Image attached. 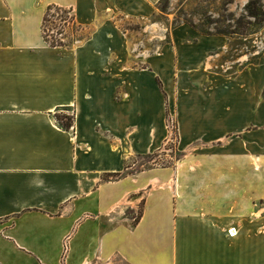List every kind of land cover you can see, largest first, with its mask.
Returning a JSON list of instances; mask_svg holds the SVG:
<instances>
[{
	"label": "crops",
	"instance_id": "crops-1",
	"mask_svg": "<svg viewBox=\"0 0 264 264\" xmlns=\"http://www.w3.org/2000/svg\"><path fill=\"white\" fill-rule=\"evenodd\" d=\"M160 1L0 0V264H264V135H239L264 128V52L230 80L187 70L169 91L187 154L129 173L167 136L158 75L132 52L139 30L116 19L142 35ZM49 6L90 36L51 47ZM193 48H177L188 68ZM141 202L134 225L125 209Z\"/></svg>",
	"mask_w": 264,
	"mask_h": 264
},
{
	"label": "rangeland",
	"instance_id": "rangeland-1",
	"mask_svg": "<svg viewBox=\"0 0 264 264\" xmlns=\"http://www.w3.org/2000/svg\"><path fill=\"white\" fill-rule=\"evenodd\" d=\"M251 1L254 0H161L156 6L154 15L143 19L146 30L142 31V35L139 34L142 30L141 24H131L123 19H116L123 30H139L134 33L141 37L139 48H134L132 52L142 57L143 62H140L142 68L155 70V74L158 75L157 82L162 93L163 127L167 136L161 149L154 154L131 158L129 161L131 175L153 168L174 167L187 154L179 147L180 129L176 100L169 99V91L176 95L177 84L187 75V70H191L190 75L199 77L198 80L210 81L216 80L221 74V69H224V75L230 80L248 64L262 62L264 24L249 26L246 28V35L232 34L239 21L255 23L247 13V5ZM256 1L259 2V9L264 12V0ZM72 15L75 16L73 12ZM62 16L65 15L56 11L51 13L47 25L51 42H62L70 47L80 37L85 39L90 36L91 31L82 32L81 28L77 27L79 25L76 20L77 26L70 18H68L69 23H66ZM219 33L227 35H219ZM177 48L182 54L187 53L186 57H191L190 50L189 52L186 50L193 48L200 61L198 60L193 68H188L185 59L177 55ZM67 117L72 119V116ZM250 120L256 122V119ZM249 131L254 137L259 138L264 135V128L254 126L239 135L243 137ZM191 149L190 152L193 151ZM143 205L144 203L141 202L134 210L125 209L126 217L134 225L137 224L136 219L143 214ZM258 209V217L261 219L264 217L261 212H264V201L259 204ZM260 225L259 223V231L263 228ZM102 264L127 263L119 257H114L109 263Z\"/></svg>",
	"mask_w": 264,
	"mask_h": 264
},
{
	"label": "trees",
	"instance_id": "trees-1",
	"mask_svg": "<svg viewBox=\"0 0 264 264\" xmlns=\"http://www.w3.org/2000/svg\"><path fill=\"white\" fill-rule=\"evenodd\" d=\"M53 11H56L58 13H63L65 15V16H62L63 17V21H65L66 23H69L68 22V18H70L72 23H74L75 26H77V24L75 22V16L72 15L73 11L71 9H64V8H61V7H58V6H49L48 9H47V12L45 14V17H44V20H43V26H42L44 39L51 47H69V45L63 44L62 42H56V41L51 42L49 40V35H48V32H47V25L50 22L49 18H50L51 13ZM247 13H248V16L250 18L255 20V23H245L243 21H239L237 23L236 30L232 34H235V35H246V33H247L246 28H248L249 26H257V25L264 24V12H262L259 9V2L258 1H256V0L251 1L247 5ZM69 15L71 17H69ZM77 27L80 28V26H77ZM202 35H203V33H202ZM206 35H209V34H206ZM219 35H224L225 36L227 34L219 33ZM82 40H84V39L82 37H80L78 40H75V41L78 42V41H82ZM76 42H74V43H76ZM63 125H64L63 127H64L65 130L70 131L72 129V127H73V119H70L69 117H65ZM119 177L120 176H114V179L115 178L117 179ZM142 216H143V214L139 217V219H136L137 224L141 220Z\"/></svg>",
	"mask_w": 264,
	"mask_h": 264
},
{
	"label": "built area",
	"instance_id": "built-area-1",
	"mask_svg": "<svg viewBox=\"0 0 264 264\" xmlns=\"http://www.w3.org/2000/svg\"><path fill=\"white\" fill-rule=\"evenodd\" d=\"M237 233H233V230L230 231L231 237H234Z\"/></svg>",
	"mask_w": 264,
	"mask_h": 264
}]
</instances>
